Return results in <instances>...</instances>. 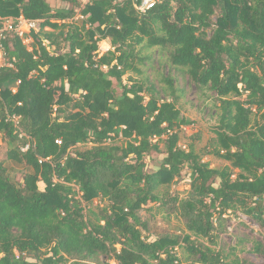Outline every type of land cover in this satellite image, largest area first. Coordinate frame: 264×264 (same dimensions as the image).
<instances>
[{"label": "trees", "instance_id": "obj_1", "mask_svg": "<svg viewBox=\"0 0 264 264\" xmlns=\"http://www.w3.org/2000/svg\"><path fill=\"white\" fill-rule=\"evenodd\" d=\"M52 1L0 0V26L42 21L31 49L16 35L4 41L0 139L22 181L0 162V264H182L180 248L184 264H252L228 262L212 246L234 211L264 230V0H161L146 14L133 0ZM143 47L169 49L173 67L216 95L219 126L206 155L231 166L211 168L180 145L191 122L173 78L163 80L171 99L150 82L124 84L141 72ZM185 169V197L161 192ZM155 208L183 228L149 234L141 212ZM251 251L264 257V242Z\"/></svg>", "mask_w": 264, "mask_h": 264}, {"label": "rangeland", "instance_id": "obj_2", "mask_svg": "<svg viewBox=\"0 0 264 264\" xmlns=\"http://www.w3.org/2000/svg\"><path fill=\"white\" fill-rule=\"evenodd\" d=\"M53 2L52 0H49ZM91 0H83V6ZM61 7H66L65 3H58ZM54 5H57L55 2ZM81 9L78 10L80 12ZM80 15L76 16L79 19ZM32 40L26 42V45L31 49ZM53 50V47H50ZM138 47V49H140ZM111 49L108 40L99 43V54L103 55ZM141 58L143 59L137 64L140 73H129L124 77V84L128 82V78L132 77L141 82L153 83L160 93L161 98L171 99L169 87L163 81L166 77L174 79L175 96L177 98V107L181 111V116L191 122L185 126L180 145L182 148H188L193 145L197 152L203 156L205 162H209L211 168L221 169L226 166H231V163L222 159L216 158L213 155H206V152L212 150L216 138L215 131L218 129L219 113L216 95L203 88L197 87L186 73L172 66L170 61V50L161 47H153L150 49L142 48ZM5 60L0 59V67L3 66ZM121 89H119L120 91ZM245 98V97H244ZM197 136L199 138H197ZM163 139L159 141V145L163 148ZM2 144L0 150V162H5L11 173H15L17 180L22 181L21 167L16 163L7 161L8 144L0 139ZM121 144L122 141L117 142ZM89 145H79L78 148L89 147ZM158 164V163H157ZM149 168L156 166L155 163L149 161ZM235 175L239 173L234 170ZM190 172L185 169L182 177L171 188L161 187V192L168 191L172 194H180L185 197L190 189ZM77 189V188H76ZM80 198V196H78ZM85 204V203H84ZM103 206L98 200L93 202L92 207ZM141 216L148 224V233L155 236H163L166 234H174L180 228H183V223L175 214H168L164 210L155 208L151 212L142 211ZM228 218L222 223L221 235L217 246L221 247L229 254L228 262L236 259L248 261L252 264H264V257L257 255L251 251L253 242H264V230L260 229L257 223L250 217L243 215L239 211L229 213ZM242 218V219H241ZM228 226L230 228H228ZM179 234V233H178ZM197 241L207 244L205 239L199 238ZM178 255L181 258L182 264L186 262L188 252L184 248L178 249ZM110 264L116 263L114 260L109 261Z\"/></svg>", "mask_w": 264, "mask_h": 264}, {"label": "built area", "instance_id": "obj_3", "mask_svg": "<svg viewBox=\"0 0 264 264\" xmlns=\"http://www.w3.org/2000/svg\"><path fill=\"white\" fill-rule=\"evenodd\" d=\"M160 2L161 0H133V5L138 13L146 14ZM41 23V20H27L24 18L4 22L0 26V59L3 60L5 52L4 41L7 40L9 35L12 34L18 36L23 39L26 44V42L32 40L31 33L40 30ZM12 120L18 124V118L16 116L12 117ZM20 137H24V134H21ZM155 140H157V138H155ZM56 143L60 144L61 142L57 141ZM19 148L21 152L26 153L30 149V143L21 144ZM228 228L230 227L228 226Z\"/></svg>", "mask_w": 264, "mask_h": 264}]
</instances>
